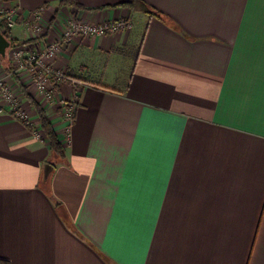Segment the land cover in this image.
Returning <instances> with one entry per match:
<instances>
[{
    "label": "crops",
    "instance_id": "crops-1",
    "mask_svg": "<svg viewBox=\"0 0 264 264\" xmlns=\"http://www.w3.org/2000/svg\"><path fill=\"white\" fill-rule=\"evenodd\" d=\"M60 1L9 2L49 20ZM77 2L132 26L57 57L86 82L69 132L48 111L64 157L0 115V258L264 264V0Z\"/></svg>",
    "mask_w": 264,
    "mask_h": 264
},
{
    "label": "built area",
    "instance_id": "built-area-1",
    "mask_svg": "<svg viewBox=\"0 0 264 264\" xmlns=\"http://www.w3.org/2000/svg\"><path fill=\"white\" fill-rule=\"evenodd\" d=\"M48 11L44 4L24 12L16 3L0 0V25L12 30L20 24L24 31L23 42H15L8 51L12 68L5 70L0 65V115L7 112L19 119L32 128L37 138L45 136L39 128L36 110L19 84H24L41 106L60 114L64 132H69L78 108L79 91L86 82L71 74L66 66L57 67V57L76 38L111 35L132 26L126 16L92 20L76 6L57 9L49 20L45 17Z\"/></svg>",
    "mask_w": 264,
    "mask_h": 264
},
{
    "label": "trees",
    "instance_id": "trees-1",
    "mask_svg": "<svg viewBox=\"0 0 264 264\" xmlns=\"http://www.w3.org/2000/svg\"><path fill=\"white\" fill-rule=\"evenodd\" d=\"M9 1H13V0H9ZM60 3L62 5H72V6H76L77 8H82V5H80V3L77 2V0H61ZM130 4L131 3H128V2L123 3V5H128V6ZM0 29L8 37V33L10 32V30H7L2 25H0ZM0 58L2 60L6 59V57L2 58L1 56ZM19 85L22 88L26 98L29 100V102L33 105V107L36 110L38 120H39V125H40L39 128L43 132L45 139L50 146V149L55 155L59 157H64L65 156V146L61 142L60 137L58 136L56 132V129L52 123V119L50 115L48 114V110L45 107L41 106L40 103L35 101V99L28 93L27 88L25 87L24 84L20 83ZM0 264H11V262L7 259L0 258Z\"/></svg>",
    "mask_w": 264,
    "mask_h": 264
},
{
    "label": "water",
    "instance_id": "water-1",
    "mask_svg": "<svg viewBox=\"0 0 264 264\" xmlns=\"http://www.w3.org/2000/svg\"><path fill=\"white\" fill-rule=\"evenodd\" d=\"M14 43L5 35V33L0 29V56L2 58L7 57L10 47ZM53 165L46 163L44 166V178H47L50 171L52 170Z\"/></svg>",
    "mask_w": 264,
    "mask_h": 264
},
{
    "label": "rangeland",
    "instance_id": "rangeland-1",
    "mask_svg": "<svg viewBox=\"0 0 264 264\" xmlns=\"http://www.w3.org/2000/svg\"><path fill=\"white\" fill-rule=\"evenodd\" d=\"M3 1H6V0H3ZM131 23H132V21H131ZM3 26V25H2ZM4 27V26H3ZM5 28V27H4ZM6 30V29H5ZM8 30V29H7ZM125 30V29H124ZM0 65H2V67L5 69V70H10L11 68H12V65H13V63H12V60H11V58H10V54H7V57H6V59L5 60H2L1 58H0ZM5 70H3V71H5ZM50 113V112H49Z\"/></svg>",
    "mask_w": 264,
    "mask_h": 264
}]
</instances>
